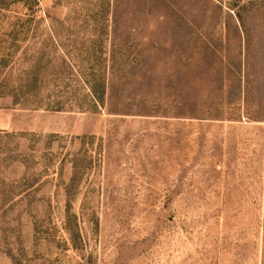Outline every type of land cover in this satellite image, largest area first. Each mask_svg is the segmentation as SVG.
Wrapping results in <instances>:
<instances>
[{"label":"rangeland","instance_id":"obj_1","mask_svg":"<svg viewBox=\"0 0 264 264\" xmlns=\"http://www.w3.org/2000/svg\"><path fill=\"white\" fill-rule=\"evenodd\" d=\"M0 264H264V0H0Z\"/></svg>","mask_w":264,"mask_h":264}]
</instances>
